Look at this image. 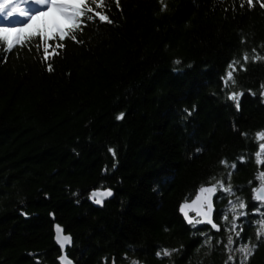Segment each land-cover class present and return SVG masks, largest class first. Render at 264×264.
I'll use <instances>...</instances> for the list:
<instances>
[{
	"label": "trees",
	"instance_id": "1",
	"mask_svg": "<svg viewBox=\"0 0 264 264\" xmlns=\"http://www.w3.org/2000/svg\"><path fill=\"white\" fill-rule=\"evenodd\" d=\"M241 2L105 0L112 23L86 21L76 33L82 43L66 38L49 61L37 38L8 53L0 63V264H59L55 223L73 238L75 264H225L232 214L221 217L235 197L217 194L219 232L189 225L180 207L201 185L226 186L229 172L247 204L240 242L259 244L248 264H264V238L256 240L264 205L252 192L264 171L255 156L264 142L255 135L264 131V59L252 61L253 49L264 57V8ZM230 71L235 83L226 87ZM230 92L243 93L239 111ZM107 188L114 196L97 206L91 192ZM165 248L178 251L157 258Z\"/></svg>",
	"mask_w": 264,
	"mask_h": 264
},
{
	"label": "snow or ice",
	"instance_id": "2",
	"mask_svg": "<svg viewBox=\"0 0 264 264\" xmlns=\"http://www.w3.org/2000/svg\"><path fill=\"white\" fill-rule=\"evenodd\" d=\"M244 2L247 3L249 9L252 8L253 0H242L241 7L244 6ZM256 2L259 3L261 8H264V0H256ZM30 5H38L39 7L33 9ZM104 8L105 0H0V17L4 21H9L15 17L22 18L23 20V23L18 24H0V51H2L0 63L4 62V59L12 49L21 45L27 46L34 38H37L39 41L37 52L42 51L44 61H49L53 56H58L60 51L64 49L65 45L63 41L66 38L76 43H82V41L77 40L76 33L83 31V28L87 26L86 21H95L98 18L100 22L111 24L112 20L105 13ZM13 33L14 35H12ZM49 41L52 43H49ZM243 42V39H241V43ZM252 51L254 53L252 56L253 62L264 59L259 54H255L256 49ZM242 58L246 63L249 58L248 53L245 52ZM174 63L179 64L180 61L177 60ZM242 67L243 65H241ZM229 68H233L232 63L229 64ZM47 71H53L51 63H47ZM232 76L233 73L230 71L227 74V80H225L226 87L229 82L235 83ZM261 87L264 88V85H261ZM242 94L238 92H230L228 94V98L236 103L238 111L240 108L239 96ZM184 111L189 116L192 114L188 109ZM122 117L123 113L117 116V119H121ZM255 135L257 141H264V131H259ZM258 149L255 153L257 163H264V160H262V157H264V142L259 143ZM109 152L115 155L112 148H109ZM243 159V156L240 157L241 161ZM220 163L224 167L236 169L235 163L229 165L226 160H222ZM227 175L229 182L226 186L223 180H216L215 177H211L210 180H216V182L214 184L210 183L209 186L201 185L194 199L181 205L180 212L189 225L195 226L203 221L211 225L212 229L219 232L220 226L212 218L214 211L213 197L217 192H222L229 197L234 196L235 200H228V207L223 210L221 217L222 221H227L228 213L231 212L232 214L230 226L224 228V231L229 233L227 241L224 243V249L229 253L225 264H229V262L236 264L234 253H239L242 256L239 264H248L249 259L255 254L259 244L250 243L249 241L240 242L243 240L241 233L244 229L237 221L241 217H247V204L243 198L236 196V190L230 182L232 172H229ZM256 180L259 183L256 187L252 188L253 200L264 205V171L257 173ZM249 183L251 184V181ZM112 195L113 192L110 188L103 190L96 189L91 192L90 199L98 205H103L104 201ZM190 212L195 215H190ZM56 232V242L60 245L61 250H63L66 242H71L70 237L62 236V229L59 226H57ZM262 238H264V220L259 221L256 228V240L259 242ZM210 239L211 237L208 238V240ZM217 243H223V241H217ZM234 245L235 247H233ZM175 251L178 250L165 248L156 251L155 255L157 258H161L162 256L168 257ZM58 259L61 261V264H65V256L62 255ZM37 264H40L39 260H37ZM66 264H71V261H66ZM131 264H139V262L132 260Z\"/></svg>",
	"mask_w": 264,
	"mask_h": 264
},
{
	"label": "water",
	"instance_id": "3",
	"mask_svg": "<svg viewBox=\"0 0 264 264\" xmlns=\"http://www.w3.org/2000/svg\"><path fill=\"white\" fill-rule=\"evenodd\" d=\"M112 192H113V195L111 196V197H108L106 200H109V199H111L113 196H114V191L112 190ZM218 193V192H217ZM217 193H216V195L213 197V208H214V211H213V213H212V218H213V220H214V215H215V212H216V208H215V198H216V196H217ZM105 200V201H106ZM97 206H102V205H98L97 204ZM182 214V213H181ZM183 215V214H182ZM190 215H192V216H194L195 214L194 213H191L190 212ZM215 222V221H214ZM216 223V222H215ZM200 225H204V226H207V227H210L211 228V225H209V224H207L206 222H201V223H199ZM57 226H59L61 229H62V233H61V235L62 236H68V237H70V240H71V242L70 243H67L66 242V244H65V248L63 249V250H61V248H60V245L56 242V237H57V232H56V228H57ZM213 231H215V232H217L215 229H212ZM54 241H55V243H56V246L59 248V250H60V256H65V258H66V261H71V264H75V262L69 257V255H68V250L72 247V245H73V238H72V236L70 235V234H68V233H66V230H65V228L62 226V225H60L59 223H55L54 224ZM59 256V257H60ZM58 257V258H59ZM66 261H65V264H66ZM58 263L59 264H61V261L58 259Z\"/></svg>",
	"mask_w": 264,
	"mask_h": 264
},
{
	"label": "bare ground",
	"instance_id": "4",
	"mask_svg": "<svg viewBox=\"0 0 264 264\" xmlns=\"http://www.w3.org/2000/svg\"><path fill=\"white\" fill-rule=\"evenodd\" d=\"M218 194V193H217ZM217 197V196H216ZM216 199V198H215ZM215 205V204H214ZM213 232H215V231H213Z\"/></svg>",
	"mask_w": 264,
	"mask_h": 264
},
{
	"label": "rangeland",
	"instance_id": "5",
	"mask_svg": "<svg viewBox=\"0 0 264 264\" xmlns=\"http://www.w3.org/2000/svg\"><path fill=\"white\" fill-rule=\"evenodd\" d=\"M38 6V5H37ZM2 18V17H1ZM15 18H18V17H15Z\"/></svg>",
	"mask_w": 264,
	"mask_h": 264
}]
</instances>
